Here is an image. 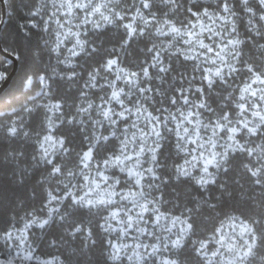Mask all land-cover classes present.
<instances>
[{
	"label": "snow or ice",
	"instance_id": "obj_1",
	"mask_svg": "<svg viewBox=\"0 0 264 264\" xmlns=\"http://www.w3.org/2000/svg\"><path fill=\"white\" fill-rule=\"evenodd\" d=\"M21 5L15 60L35 64L33 48L46 49L64 67H36L37 98L48 102L26 96L17 119L0 122V138L23 141L0 152V171L10 174L0 182V209L14 211L12 186L36 175L40 200L26 220L0 227V264H65L37 254L33 227L61 230L78 257L103 233L104 264H264V0ZM0 33L2 45L9 34ZM7 75L0 70V82ZM22 84L36 87L27 71ZM173 138L191 159L169 170L163 157ZM179 185L196 195L168 191ZM215 191L238 202L240 215L223 213L231 233L221 219L210 239H194L204 212L220 203L206 198Z\"/></svg>",
	"mask_w": 264,
	"mask_h": 264
},
{
	"label": "trees",
	"instance_id": "obj_2",
	"mask_svg": "<svg viewBox=\"0 0 264 264\" xmlns=\"http://www.w3.org/2000/svg\"><path fill=\"white\" fill-rule=\"evenodd\" d=\"M206 3H210L211 0H205ZM9 5L15 4V9L13 7H9L5 5L6 9V16L2 23L1 29L2 32H6L9 34V38L6 43L2 44V48L7 49L8 53H12V47L15 46V42L13 37L15 35V29L18 22L21 21V15L26 10L23 9L21 5V0H8ZM2 15V5H0V20ZM244 29L241 28V32ZM2 34V33H0ZM117 33L113 30L112 35L115 36ZM47 38V35H45ZM163 39V38H161ZM36 38L33 37V44H35ZM19 44L23 45L24 50H28V42L26 40L21 39ZM143 47V45H140ZM43 48V45H41ZM32 54L35 56V64L29 60L28 64L25 66L23 61H17L16 69L11 77L8 85L4 88V90L0 93V122H7L8 118L17 119V114L21 112V104L24 103L25 97L27 96L28 99H36L37 103H45L48 102L47 98H37V93H39V81L33 75V71L36 67L40 69H47L51 72L52 68H56L57 71L60 68L64 67L63 65L60 68L56 67L55 59L53 58L52 61H49L47 50L45 49L43 53L39 50L33 48ZM10 58L0 52V62H4L9 60ZM13 63L11 65L2 63V67L0 70H6L7 73L12 70ZM27 71L29 76H32V83L36 85V87H24L22 84V80L24 78V72ZM1 83V82H0ZM23 143V141H17L15 144H12L6 138H0V152H7L10 151L12 147H17L19 144ZM174 138L170 139L167 142V145L164 149V157L167 161L169 170L172 169L173 165H180L185 158L184 153H177V150L174 147ZM27 151L30 155L31 148L25 143L24 148L20 149ZM16 165H13L15 167ZM27 166V160H22L19 164L20 168H25ZM9 175H5L3 171H0V182L5 179H9ZM39 179V176L36 175L35 178L30 177L29 182L26 185H13V188L17 189L18 192V201L14 211H5L4 209H0V227H6L7 221L12 219L13 217L24 218L25 220L28 218L26 216L27 212H32L34 209H39L40 207V200L37 195H34L33 189L34 187L38 189V185L36 184V180ZM227 182V181H225ZM237 185H242L244 190H248V185L245 183L244 180L237 178L236 180ZM168 191L170 193L175 192H182V193H193L195 196L196 193L193 190L192 186L188 185H179L178 188L173 189L171 186L169 187ZM215 196L216 200H219L220 203L217 205L216 211L214 213H209L207 211L204 212L203 219L200 221V228L197 237H193L194 239H210L212 236V230L214 227H219V220L224 219L223 213H227L229 215H240V211L236 210L233 211V208L239 209V204L236 201H233L230 198L224 197L221 198L220 192H208L206 194V198H211ZM168 199H172L171 196ZM186 199V196H185ZM227 199L228 203L225 206L224 200ZM212 202H216L213 200ZM191 206V205H189ZM168 208L173 212L174 215H179V212L175 211V209L171 208V205ZM164 211L165 209L162 207L161 209ZM36 215H40L39 212L35 213ZM213 217L216 219L214 220ZM225 220V219H224ZM16 223V221H13ZM24 220H19L16 223L17 227L23 226ZM33 235L31 239L35 242V246L37 248V254L41 257H59L61 260L65 261V264H77V260H81V264H88L90 261L91 264H104L105 256L103 254V250L106 247L104 244V240L106 237L103 233H101L98 237H94L97 239V244L91 250L84 249L86 256L85 257H78L74 255V252L77 248V242L72 241L69 243H63L60 239L62 235V231L57 229L53 230L51 228L46 230H41L39 228L33 227L31 230ZM55 241L56 243L53 244L52 242ZM69 257H71V261H69Z\"/></svg>",
	"mask_w": 264,
	"mask_h": 264
},
{
	"label": "water",
	"instance_id": "obj_3",
	"mask_svg": "<svg viewBox=\"0 0 264 264\" xmlns=\"http://www.w3.org/2000/svg\"><path fill=\"white\" fill-rule=\"evenodd\" d=\"M5 16H6L5 5H2V15H1V20H0V29H1L2 23H3L4 19H5ZM0 48H2V45H0ZM2 53L5 54L6 56H8L11 60H13V68L9 72V74L7 75L6 81L0 83V93L8 85L11 77L13 76V74L15 72L16 64H17V61L15 60V56L14 55H12L11 53H8V52H2Z\"/></svg>",
	"mask_w": 264,
	"mask_h": 264
},
{
	"label": "rangeland",
	"instance_id": "obj_4",
	"mask_svg": "<svg viewBox=\"0 0 264 264\" xmlns=\"http://www.w3.org/2000/svg\"><path fill=\"white\" fill-rule=\"evenodd\" d=\"M189 147H191V145H190ZM184 154H185V153H184ZM185 158H187V159H189V160L191 159V157H190V156H186V154H185ZM185 158H184V160H185ZM184 160L182 161V163H181L180 165H183V164H184ZM190 170H192L193 173L196 174V170H195V169H190ZM224 223H225V228H224L223 231H224L226 234H227V233H231L232 228H231L229 222L225 219V220H224ZM21 227H23V226H21ZM42 258H44V259H48V258H51V257H42ZM125 264H127V262H125Z\"/></svg>",
	"mask_w": 264,
	"mask_h": 264
}]
</instances>
